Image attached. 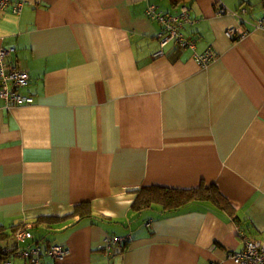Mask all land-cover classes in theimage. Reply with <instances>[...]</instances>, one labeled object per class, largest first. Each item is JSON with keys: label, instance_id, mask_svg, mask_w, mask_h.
Listing matches in <instances>:
<instances>
[{"label": "crops", "instance_id": "obj_1", "mask_svg": "<svg viewBox=\"0 0 264 264\" xmlns=\"http://www.w3.org/2000/svg\"><path fill=\"white\" fill-rule=\"evenodd\" d=\"M148 6L169 0H25L0 11V50L29 75L33 104L0 100V264H27V245L61 246L44 264H234L243 238H264V30L262 0H192L173 41ZM245 8L246 24L218 15ZM228 28L242 38L229 39ZM161 56H156L159 51ZM217 59L200 68L194 54ZM213 186L227 208L193 201L136 212V190ZM87 203L92 218L77 221ZM42 217L57 219L34 225ZM15 229L32 238L15 239ZM54 233V234H53ZM130 236L107 255L103 240Z\"/></svg>", "mask_w": 264, "mask_h": 264}, {"label": "built area", "instance_id": "obj_2", "mask_svg": "<svg viewBox=\"0 0 264 264\" xmlns=\"http://www.w3.org/2000/svg\"><path fill=\"white\" fill-rule=\"evenodd\" d=\"M263 5H264V0ZM25 0H0V11H10L14 15H19L22 11ZM218 15H229L239 19L241 24H246V20L241 18L246 13L245 8L238 11H231L224 6L217 9ZM145 16L153 22H157L161 28L160 47H164L168 42L173 41L180 49H190L194 51L195 41L187 38L183 34L185 25L190 24L188 7L180 6L174 14H163L155 6H148ZM254 29L264 30V14L261 18L252 24ZM238 28H228L225 35L232 40L242 38L244 34L237 33ZM13 50H0V100L4 107L9 109L13 107L29 106L33 104V98L30 95H23L22 90L29 84V75L12 63L8 57ZM160 50L156 56H161ZM217 59L212 50H207L202 54H194V60L200 68H206ZM32 238L28 229H19L15 232V239L18 243H25ZM130 236H108L103 240V250L108 255L115 246H123L130 241ZM16 254L21 258L28 260L27 264H44L43 257L52 260H59L65 254L66 250L61 246L51 245L44 251L37 247L27 245L25 249H17ZM229 258L234 264H264V238L249 239L243 238L242 248L230 254ZM9 264V263H4Z\"/></svg>", "mask_w": 264, "mask_h": 264}, {"label": "trees", "instance_id": "obj_3", "mask_svg": "<svg viewBox=\"0 0 264 264\" xmlns=\"http://www.w3.org/2000/svg\"><path fill=\"white\" fill-rule=\"evenodd\" d=\"M170 4L174 7L188 6L192 0H169ZM193 201H209L213 203L218 209L227 208V204L222 196L217 192L213 186L200 187L193 190H172L157 186H144L136 190V196L132 205V209L140 212L148 209L152 205H160L164 210L173 211ZM77 218V221L92 218L91 209L89 204H79L74 207L71 215ZM57 219L42 217L36 220L34 225L39 223H50ZM0 227V238L4 237ZM19 230V229H18ZM15 231V229L13 230ZM17 231V230H16ZM15 231V232H16Z\"/></svg>", "mask_w": 264, "mask_h": 264}, {"label": "rangeland", "instance_id": "obj_4", "mask_svg": "<svg viewBox=\"0 0 264 264\" xmlns=\"http://www.w3.org/2000/svg\"><path fill=\"white\" fill-rule=\"evenodd\" d=\"M54 234V233H53Z\"/></svg>", "mask_w": 264, "mask_h": 264}]
</instances>
